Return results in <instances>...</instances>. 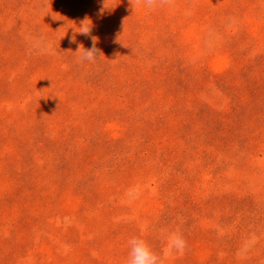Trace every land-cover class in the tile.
Masks as SVG:
<instances>
[{
  "label": "rangeland",
  "instance_id": "rangeland-1",
  "mask_svg": "<svg viewBox=\"0 0 264 264\" xmlns=\"http://www.w3.org/2000/svg\"><path fill=\"white\" fill-rule=\"evenodd\" d=\"M174 230L164 264H264V0H0V264Z\"/></svg>",
  "mask_w": 264,
  "mask_h": 264
},
{
  "label": "clouds",
  "instance_id": "clouds-1",
  "mask_svg": "<svg viewBox=\"0 0 264 264\" xmlns=\"http://www.w3.org/2000/svg\"><path fill=\"white\" fill-rule=\"evenodd\" d=\"M166 2V0H138L148 8L152 9ZM80 32L83 35L90 34V27H83ZM81 48V47H80ZM80 48L77 52L80 51ZM102 52L96 47V38L92 37V47L90 49L83 48V55L80 57V62L84 61L95 62ZM129 196L138 197L139 192L129 190ZM128 256L125 264H164V257L170 254H183L187 248V241L184 235L178 231H170L165 235V247L163 250H156L151 242L142 235H136L128 240Z\"/></svg>",
  "mask_w": 264,
  "mask_h": 264
}]
</instances>
